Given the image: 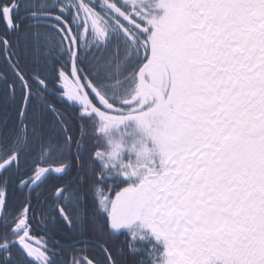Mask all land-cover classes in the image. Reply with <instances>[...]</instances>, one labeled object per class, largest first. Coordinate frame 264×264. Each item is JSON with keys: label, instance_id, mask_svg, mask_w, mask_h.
<instances>
[{"label": "snow or ice", "instance_id": "1", "mask_svg": "<svg viewBox=\"0 0 264 264\" xmlns=\"http://www.w3.org/2000/svg\"><path fill=\"white\" fill-rule=\"evenodd\" d=\"M0 23V264H159L142 228L165 264H264V0H0ZM40 27L21 70L6 39Z\"/></svg>", "mask_w": 264, "mask_h": 264}, {"label": "flooded vegetation", "instance_id": "2", "mask_svg": "<svg viewBox=\"0 0 264 264\" xmlns=\"http://www.w3.org/2000/svg\"><path fill=\"white\" fill-rule=\"evenodd\" d=\"M165 11L166 10L163 9V8H156L155 9V14L158 17H160V16L164 15ZM2 31H3V26H2V23H0V32H2ZM16 36H17L16 34H12V35L8 36L7 39L9 41H13ZM7 39H6V41L8 43ZM7 45L10 46L9 43ZM114 64L115 63H113V66H114ZM134 124H135V128H136V130L138 132L139 129H138L136 123H134ZM89 131L90 132L92 131L91 126H89ZM142 134H144V133H142ZM97 136L99 137V140L102 139V136H100L99 134H97ZM96 139H98V138H96ZM144 139L151 140L150 138H147V137H145ZM150 143H151V146H153L152 141ZM102 144L105 145V142L102 143ZM125 150H126V148H125ZM15 156H16V153L13 151V147L11 145V142L10 141H5L3 143V146L0 147V166L8 164L9 162H11L15 158ZM45 156H46V153H42V155L39 154V155H36V156H31L29 158V162L27 160H23L21 158V167H25V166H27L28 163H31V159H38V160L41 161V165H43V160H44ZM130 159H133V158L130 157ZM130 159H129V157H128V159L124 158L125 161H128ZM133 180L136 183L139 182V178H133ZM57 183H60V182L55 180V179H52L46 185H44V187H43V189L41 191L46 192L48 190V188H50L53 184H57ZM128 184H129L128 180H123L122 183L119 186L120 187H124V186H128ZM33 203L34 204L36 203L35 196H33ZM113 234H114L115 239H117V240L121 239L120 241H125L126 238L130 236V231L129 230H124L121 233H117V232L113 231ZM41 235H42V232L37 235L36 239L39 240ZM141 235L143 237H145L146 239H149L151 241V244L153 246L151 247V249L150 248H148V249L155 251V256L158 258L159 264H165L167 244H166V241H164L163 237H161L159 240H156L155 236L153 237L152 234L149 233V229L146 230V231H141ZM61 242H66V241H64L63 238H61ZM145 264H151V262L150 261L149 262L145 261Z\"/></svg>", "mask_w": 264, "mask_h": 264}, {"label": "trees", "instance_id": "3", "mask_svg": "<svg viewBox=\"0 0 264 264\" xmlns=\"http://www.w3.org/2000/svg\"><path fill=\"white\" fill-rule=\"evenodd\" d=\"M49 2H50V0H49ZM2 26H3V24H2ZM37 31H39L40 33H51V29L44 28V27H40L39 29H37V28L27 29V30H23L22 29L20 34L18 36H16L13 41H9L7 39L9 44H10L9 49H10V52H11L12 56L14 58L15 57L20 58V61H21L20 62V68H21V70H29V69H33V68L38 67L37 65L32 63V60H31V48L28 47L26 45V42H25V35L26 34H27L28 37H31ZM52 35H53V38L55 40H59V37H56L54 33ZM40 67H46V65H44L42 63L40 65ZM7 71L9 72V75H10L11 70L8 67V62L5 60L4 53H1L0 54V81H3L6 77H8L5 74ZM0 112H2V110H0ZM11 124H12V118L10 117L9 118V127L11 126ZM95 138H98V136H96ZM38 151L39 150H34L31 153V156L39 155ZM41 155H42V153H41ZM22 159L25 160L23 157H22ZM18 198H19V194H17V196L14 197L13 199L15 200V199H18ZM120 240H118V241H120ZM144 243L147 245V248L151 249V247L153 246L151 244V241H148L147 239L144 240ZM154 254H155V251H154ZM145 261L149 262L150 260L146 257Z\"/></svg>", "mask_w": 264, "mask_h": 264}, {"label": "rangeland", "instance_id": "4", "mask_svg": "<svg viewBox=\"0 0 264 264\" xmlns=\"http://www.w3.org/2000/svg\"><path fill=\"white\" fill-rule=\"evenodd\" d=\"M114 66H115V64H114ZM5 74L8 77L10 76L8 71ZM134 123H135V121H128L125 125L121 124L118 128H113L111 130V138L112 137L125 136L129 145L134 143L136 140L144 139L146 137V135L142 134L143 132L141 130H138V132H137ZM98 139H99V137H98ZM147 141H148L149 146L152 147L151 143H150L151 140H147ZM100 142H101V144L105 142V145L107 143V141L103 137H102V139H100ZM152 144H153V142H152ZM128 157H129V159H130V157L134 159L135 153L130 152L128 150V148H126V150L123 153V158L128 159ZM157 158H158V155H157ZM146 230H148V229H143V228L141 229V231H146ZM149 233L151 234L150 230H149ZM152 236L154 237L153 234H152Z\"/></svg>", "mask_w": 264, "mask_h": 264}, {"label": "clouds", "instance_id": "5", "mask_svg": "<svg viewBox=\"0 0 264 264\" xmlns=\"http://www.w3.org/2000/svg\"><path fill=\"white\" fill-rule=\"evenodd\" d=\"M112 139L114 140V141H118V142H120V144L122 145V146H124V148H130V146L133 144H131V145H129V143H128V141H127V139L125 138V136H121V137H112ZM137 141H139V140H136L135 142H137ZM138 147H139V145H137ZM135 156H136V153H135ZM125 162H127V161H125ZM132 162L133 163H135V157H134V159H132Z\"/></svg>", "mask_w": 264, "mask_h": 264}, {"label": "water", "instance_id": "6", "mask_svg": "<svg viewBox=\"0 0 264 264\" xmlns=\"http://www.w3.org/2000/svg\"><path fill=\"white\" fill-rule=\"evenodd\" d=\"M5 165H7V164H5ZM4 166V165H3ZM139 223V222H138ZM125 229H127V230H129L128 228H121L120 230H115L116 232H118V233H120V232H122L123 230H125Z\"/></svg>", "mask_w": 264, "mask_h": 264}, {"label": "bare ground", "instance_id": "7", "mask_svg": "<svg viewBox=\"0 0 264 264\" xmlns=\"http://www.w3.org/2000/svg\"><path fill=\"white\" fill-rule=\"evenodd\" d=\"M6 43H7V41H6ZM8 44V43H7Z\"/></svg>", "mask_w": 264, "mask_h": 264}]
</instances>
